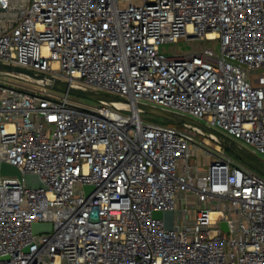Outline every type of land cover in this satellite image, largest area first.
<instances>
[{
  "label": "built area",
  "instance_id": "built-area-1",
  "mask_svg": "<svg viewBox=\"0 0 264 264\" xmlns=\"http://www.w3.org/2000/svg\"><path fill=\"white\" fill-rule=\"evenodd\" d=\"M180 39L219 48H162ZM0 62L129 101L82 104L0 75V161L47 186L0 175V264H264V176L219 144L200 168L201 133L133 107L264 155V0H0ZM156 210L173 212L171 229Z\"/></svg>",
  "mask_w": 264,
  "mask_h": 264
},
{
  "label": "water",
  "instance_id": "water-1",
  "mask_svg": "<svg viewBox=\"0 0 264 264\" xmlns=\"http://www.w3.org/2000/svg\"><path fill=\"white\" fill-rule=\"evenodd\" d=\"M0 72L1 73L12 72V73L22 74L35 80L38 83L43 84L45 87L51 88L59 92L78 96L84 99H88L94 102L111 103L117 101V102H123L129 104V101L125 98L118 97L101 91L75 87L70 85L67 81L62 80L56 76L37 74L36 72L30 69H26L13 64L0 62ZM133 107L139 110L140 112L143 111V112L155 114L166 120L172 121L175 124H179L182 126H190L204 130L209 134V137L215 140L221 147H223L224 149L228 150L229 152L237 156L246 165L257 171L262 176H264L263 162L258 160L253 154L245 150L243 147H241L238 143L230 139L228 136L218 131L217 129L205 124L204 122L196 118H193L191 116H188L186 114L157 107L148 103L138 102ZM0 175L17 176L19 179L23 180L24 185L27 188H35V187L47 188V186L42 182V180L39 178L37 174L21 173L16 166L7 163L5 161H0ZM92 189H93L92 185H87V184L84 185V190L86 193H89ZM153 216L155 218L163 219L164 226L166 229L172 228V218H173L172 211L156 210L154 211ZM220 227L225 231L227 230V225L224 221L220 222ZM51 228H52V224L50 222H34L32 225V231L34 233L49 232Z\"/></svg>",
  "mask_w": 264,
  "mask_h": 264
},
{
  "label": "rangeland",
  "instance_id": "rangeland-1",
  "mask_svg": "<svg viewBox=\"0 0 264 264\" xmlns=\"http://www.w3.org/2000/svg\"><path fill=\"white\" fill-rule=\"evenodd\" d=\"M203 45L213 47L214 51H216V52L218 51V48H219L217 41H204V40H199V39H192V40L180 39L176 43L163 44L162 48H164L165 51L169 52V53H180V52H189L193 48L200 47ZM1 74L2 73L0 72V75ZM0 79H1V77H0ZM3 79L10 82V83L15 84L18 87L29 89V90H38L42 87L41 84H39L35 80H33V79H31L25 75L18 74V73H12V72L6 73L5 76L3 77ZM71 99L74 101L80 102L82 104H87V105L95 104L94 101L84 99V98L74 96V95H71ZM140 116L143 119V121H145V122H155V123H159V124L175 125L177 127H182L179 124L168 123L165 121L166 119L159 117L155 114H151V113H147V112L142 111V112H140ZM203 138L206 142L210 143V145H203L201 148L198 149L197 154L193 156L194 161L197 163V165L200 168H205V166L208 164V162L213 158V155H212L214 153L213 146L214 145L216 146L218 144L216 141L209 139V136H207L205 134H202V135L197 134L196 135V141L199 143L203 142V140H202ZM237 142L241 145V147H243L245 150L249 151L252 154V147L250 145L242 143L241 141H238V140H237ZM202 148H205L212 153H204V150ZM224 152L234 163L240 164V165L244 166L245 168L249 169L250 171L257 173V171H255L254 169H252L251 167L246 165L243 161H241L237 156H235L234 154H232L228 150L224 149ZM253 155L258 160H260L261 162L264 163V155L263 154H260V153L254 154L253 153Z\"/></svg>",
  "mask_w": 264,
  "mask_h": 264
},
{
  "label": "bare ground",
  "instance_id": "bare-ground-1",
  "mask_svg": "<svg viewBox=\"0 0 264 264\" xmlns=\"http://www.w3.org/2000/svg\"><path fill=\"white\" fill-rule=\"evenodd\" d=\"M208 37H214V34L213 33H210V34H208ZM114 105H116V106H121L122 104L120 103V102H117V101H114V102H112ZM199 133H202V134H205V135H207V136H209V134L207 133V132H205L204 130H202V129H199V128H195ZM211 215L214 217V215H215V213H211Z\"/></svg>",
  "mask_w": 264,
  "mask_h": 264
},
{
  "label": "trees",
  "instance_id": "trees-1",
  "mask_svg": "<svg viewBox=\"0 0 264 264\" xmlns=\"http://www.w3.org/2000/svg\"><path fill=\"white\" fill-rule=\"evenodd\" d=\"M166 122H168V123H172V124H175V123H173L172 121H169V120H165Z\"/></svg>",
  "mask_w": 264,
  "mask_h": 264
}]
</instances>
